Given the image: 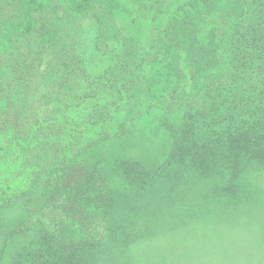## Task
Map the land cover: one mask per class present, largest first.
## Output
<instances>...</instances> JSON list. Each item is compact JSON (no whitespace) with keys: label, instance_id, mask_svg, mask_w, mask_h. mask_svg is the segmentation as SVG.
<instances>
[{"label":"trees","instance_id":"obj_1","mask_svg":"<svg viewBox=\"0 0 264 264\" xmlns=\"http://www.w3.org/2000/svg\"><path fill=\"white\" fill-rule=\"evenodd\" d=\"M181 113L157 168L84 165ZM16 203L26 256L0 264H133L134 242L260 220L264 0H0V222Z\"/></svg>","mask_w":264,"mask_h":264},{"label":"rangeland","instance_id":"obj_2","mask_svg":"<svg viewBox=\"0 0 264 264\" xmlns=\"http://www.w3.org/2000/svg\"><path fill=\"white\" fill-rule=\"evenodd\" d=\"M133 30L135 32V28ZM175 117L162 120L159 115L153 120L150 116L147 120L138 119L131 136L87 156L84 165L92 167L95 159L103 161L121 156L140 161L148 170L157 168L166 160L172 139L164 126H160L159 130L156 126L163 122L177 126L182 113ZM56 218L49 215L42 223L47 225L49 220ZM26 219L17 203L3 214L0 222V261L2 252L5 259L2 262H7L16 261L19 254L24 255L27 251L24 240L4 241L5 235ZM230 220L220 225L187 226L158 239H143L129 245L127 253L129 251L133 258V264H264V214L258 221L243 215ZM99 264H106L105 258Z\"/></svg>","mask_w":264,"mask_h":264}]
</instances>
